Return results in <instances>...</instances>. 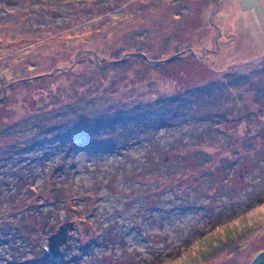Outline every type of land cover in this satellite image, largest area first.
<instances>
[{"label": "rangeland", "instance_id": "1", "mask_svg": "<svg viewBox=\"0 0 264 264\" xmlns=\"http://www.w3.org/2000/svg\"><path fill=\"white\" fill-rule=\"evenodd\" d=\"M263 250L264 0H0V264Z\"/></svg>", "mask_w": 264, "mask_h": 264}, {"label": "water", "instance_id": "2", "mask_svg": "<svg viewBox=\"0 0 264 264\" xmlns=\"http://www.w3.org/2000/svg\"><path fill=\"white\" fill-rule=\"evenodd\" d=\"M71 228V224L61 225L55 233L44 238V247L49 252L51 258L59 256L62 246L69 240ZM252 264H264V250L256 256Z\"/></svg>", "mask_w": 264, "mask_h": 264}, {"label": "snow or ice", "instance_id": "3", "mask_svg": "<svg viewBox=\"0 0 264 264\" xmlns=\"http://www.w3.org/2000/svg\"><path fill=\"white\" fill-rule=\"evenodd\" d=\"M200 247V245H195L193 246V249L191 251V255L192 256H195L196 255V251L198 250V248ZM203 255H206V254H202L201 258L200 259H197L194 264H201V261L203 259Z\"/></svg>", "mask_w": 264, "mask_h": 264}]
</instances>
